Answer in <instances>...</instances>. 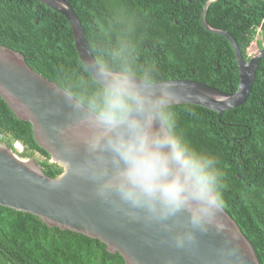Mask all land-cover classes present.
Wrapping results in <instances>:
<instances>
[{
    "label": "trees",
    "instance_id": "16d2710c",
    "mask_svg": "<svg viewBox=\"0 0 264 264\" xmlns=\"http://www.w3.org/2000/svg\"><path fill=\"white\" fill-rule=\"evenodd\" d=\"M67 1L91 49L130 38L140 59L154 64L165 79L195 81L225 93L237 90L239 73L230 41L207 32L201 23L204 4L211 0ZM206 19L233 36L248 62L247 51L257 29L264 35V0H214ZM0 46L23 54L33 70L58 86L62 70L79 58L69 21L37 0H0ZM177 110L179 125L192 144L218 158L227 184L224 210L264 264V59L243 106L221 116L190 104L179 105ZM0 135L12 150L14 139L27 151L38 153L43 158L39 165L48 177L61 175L62 168L51 163L35 141L31 124L19 120L1 96ZM0 264L125 261L98 240L50 229L33 215L0 206Z\"/></svg>",
    "mask_w": 264,
    "mask_h": 264
},
{
    "label": "clouds",
    "instance_id": "9594fccd",
    "mask_svg": "<svg viewBox=\"0 0 264 264\" xmlns=\"http://www.w3.org/2000/svg\"><path fill=\"white\" fill-rule=\"evenodd\" d=\"M57 90L72 116L58 129L68 137L62 151L70 178L129 220L156 228L177 250H192L215 231L223 236L216 264H236L238 244L223 219L225 174L181 129L175 81L121 38L69 64Z\"/></svg>",
    "mask_w": 264,
    "mask_h": 264
},
{
    "label": "water",
    "instance_id": "95a60500",
    "mask_svg": "<svg viewBox=\"0 0 264 264\" xmlns=\"http://www.w3.org/2000/svg\"><path fill=\"white\" fill-rule=\"evenodd\" d=\"M70 23L79 57L91 48L83 25L67 0H37ZM211 0L204 4V29L228 39L233 47L239 73L234 93H225L190 80H173L183 94V102L217 113L243 106L252 93L258 64L264 50L244 61L238 43L226 30L207 22ZM58 85L33 70L18 51L0 46V96L16 117L30 123L37 144L62 168L57 178L48 177L34 160H22L6 144L0 143V206L39 218L48 228H58L98 240L109 253L119 254L125 264H216L213 250L223 239L215 231L200 237L198 247L180 251L170 245L156 228L133 222L123 213L101 203L91 185L70 178L62 151L68 140L58 129L66 128L72 116L58 103ZM223 219L239 248L236 264H261L252 243L236 221L224 210Z\"/></svg>",
    "mask_w": 264,
    "mask_h": 264
},
{
    "label": "rangeland",
    "instance_id": "374dc122",
    "mask_svg": "<svg viewBox=\"0 0 264 264\" xmlns=\"http://www.w3.org/2000/svg\"><path fill=\"white\" fill-rule=\"evenodd\" d=\"M261 44V45H260ZM259 45L261 46V47H263V49L262 50H264V35H263V31L261 30V29H257V31H256V37L254 38V40H253V42H252V44L250 45V47L248 48V54H249V56L250 57H252V56H254L255 54H257L259 51H261L260 50V47H259ZM6 141H9L10 142V140H6ZM17 142H19V143H21L20 141H18V140H12L11 141V143H12V145H13V147H14V153H15V155H20L21 154V156H19L20 158L22 157H25V156H27L28 154H30L31 152L30 151H27L25 148H23L22 146H21V144H19V143H17ZM23 145V144H22ZM16 149V150H15ZM17 151V152H16ZM30 157H26V159L25 160H34V161H36L37 163H39L40 161H42L43 160V158L38 154V153H31L30 155H29ZM21 158V159H22ZM52 163V162H51Z\"/></svg>",
    "mask_w": 264,
    "mask_h": 264
},
{
    "label": "snow or ice",
    "instance_id": "6c2138e0",
    "mask_svg": "<svg viewBox=\"0 0 264 264\" xmlns=\"http://www.w3.org/2000/svg\"><path fill=\"white\" fill-rule=\"evenodd\" d=\"M86 54H87L86 52H85V53H82V55H86ZM56 100H57L58 103L62 104V105L65 107L66 111L70 114V111H69V109L65 106L62 97L57 96V97H56Z\"/></svg>",
    "mask_w": 264,
    "mask_h": 264
},
{
    "label": "built area",
    "instance_id": "2783aa9c",
    "mask_svg": "<svg viewBox=\"0 0 264 264\" xmlns=\"http://www.w3.org/2000/svg\"><path fill=\"white\" fill-rule=\"evenodd\" d=\"M1 140L4 141V138H3L2 136H0V141H1ZM17 143H19V142H17ZM19 144H21V143H19ZM21 146H22L23 148H25L24 145L21 144ZM25 149H26V148H25ZM15 150H16V149H15ZM13 151H14V150H13ZM16 152H17V151H16ZM16 156H17L18 158H20L19 156H21V154H20L19 156H18V155H16ZM26 157H27V156H25V157H23V158L21 157V158H22V160H25L24 158H26ZM21 158H20V159H21Z\"/></svg>",
    "mask_w": 264,
    "mask_h": 264
},
{
    "label": "bare ground",
    "instance_id": "6f19581e",
    "mask_svg": "<svg viewBox=\"0 0 264 264\" xmlns=\"http://www.w3.org/2000/svg\"><path fill=\"white\" fill-rule=\"evenodd\" d=\"M77 15V14H76ZM1 136V135H0ZM0 143H2V140L0 141ZM25 161H27V160H25ZM39 164V163H38Z\"/></svg>",
    "mask_w": 264,
    "mask_h": 264
}]
</instances>
